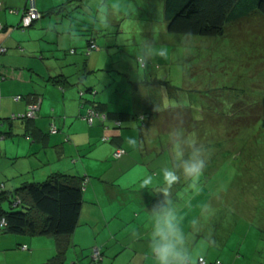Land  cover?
Masks as SVG:
<instances>
[{"label": "crops", "instance_id": "crops-1", "mask_svg": "<svg viewBox=\"0 0 264 264\" xmlns=\"http://www.w3.org/2000/svg\"><path fill=\"white\" fill-rule=\"evenodd\" d=\"M69 1L37 0V8L45 16L23 31L19 27L27 0H0L3 26L0 47L6 49V53L0 54V188L14 191L28 183H41L55 173L86 179L82 223L73 237L74 246L68 251L67 264H91L94 248H99L104 256L94 264H156L151 252V215L164 199L171 202L180 217L184 245L192 256V264H200L202 258L207 264L254 262L260 257L262 237L260 231L251 227L262 215L257 212V199L250 201L251 212L249 209L237 216L225 209L227 200L215 197L218 187L210 188L204 177L193 187V181L179 171L180 180L167 189L168 196L164 197L162 172L172 165L177 169L179 166L175 158L162 160L156 156L177 143H161L162 138L157 140L155 136L151 141L144 136L140 141L147 140L150 148L141 143L142 147L149 148L150 154L157 153L152 159H131L125 155L117 160L116 151L123 149L128 154L124 133L116 129L112 119L106 123L88 122L91 105L82 104L81 93L94 87L86 80L101 70L97 61L85 53L91 39V20L86 18L90 9L72 5L51 15ZM60 76L69 78L70 83L62 87L51 82ZM109 83L113 81L101 78L97 100L107 105L108 112L120 113L110 106L113 102L110 95L117 91L103 90ZM73 87L77 90L73 91ZM142 89L135 94L132 87L129 101L147 104L143 95L147 89ZM119 93L123 96L121 90ZM35 102L41 107L38 117L31 123L11 121L12 136L6 137L11 131L7 120L25 114ZM163 107L166 110L165 104ZM54 126L58 129L56 134H53ZM103 138L110 139L109 144H103ZM132 140L136 141L135 137ZM186 148L183 147L184 152ZM149 178L150 183L145 187L144 182ZM217 211L220 224L232 215L233 226L225 230L217 227ZM226 213H230L228 217L224 216ZM193 220L198 223L193 225ZM259 225L264 230V224ZM219 231H225L224 240H219ZM235 232L244 237L238 254L226 248ZM25 246L28 250L22 249ZM56 254L53 238L0 235V264H47Z\"/></svg>", "mask_w": 264, "mask_h": 264}, {"label": "rangeland", "instance_id": "rangeland-1", "mask_svg": "<svg viewBox=\"0 0 264 264\" xmlns=\"http://www.w3.org/2000/svg\"><path fill=\"white\" fill-rule=\"evenodd\" d=\"M84 5L87 11L90 9L86 18L91 20V38H96L98 45L101 46L90 54L91 58L97 61V67L101 72L91 75L86 81L90 80L94 88L99 90L101 78L106 81L112 80L113 83H109L103 89L109 92L117 91L110 95L113 101L110 104L111 109L130 115L150 111L154 114L156 122L152 123L151 128L147 130L148 133L145 131L144 136L149 140L155 136L162 138L167 144L177 143L179 146H185L186 153L194 146L202 149L200 157L205 162V170L213 168L215 163L222 162L223 157L219 153L218 145H223L224 150L232 151L237 157L240 152L250 156V159L239 167L243 172L239 173L227 191L220 190L225 187L220 186L222 185L220 177L223 171H228L226 164L219 168L214 177L217 180L215 188L219 186V192L215 197L228 201L225 209L232 210L237 216H242V212L246 213L249 209L251 212V199L259 200L264 197L262 190L264 188L259 187L256 192L246 183L257 170L255 167L259 155L264 158V121L260 123L261 127L258 126L255 130L245 129L237 132L236 126L230 124V118L223 115V111L227 105L234 104L231 112L239 114V107L251 105L253 108L258 106L254 110L256 114L259 112L262 114L263 110L264 116V18L251 21L250 27L243 32L231 33L220 40H209L169 34L164 19L163 0H86ZM161 51L164 52L163 56L159 54ZM140 60L146 63L147 69L139 65ZM147 73L156 76L157 79L153 81L166 83L170 88L163 84L162 88L153 86L147 88V94L143 93L144 102L147 101V104L129 101L128 92L137 82H141L140 77ZM145 87L144 85L142 90ZM166 87L168 91L176 89L172 96H178L177 92H180L181 97L179 102L175 101V98L168 100L166 107L172 109L181 107L183 110L190 101L195 112H190L188 117H185V111L183 116L168 118L163 107L165 104L163 89ZM72 90L77 88L73 87ZM120 90L123 96L120 95ZM85 98L93 97L85 93ZM59 116L63 119L65 117L61 113ZM142 125L140 119L132 122L123 120V127L120 130L125 135L123 141L128 150L127 156L146 161L157 153L150 154L147 140L138 141L140 138L137 133ZM109 127L114 128L112 125ZM132 137L136 139L134 144L129 143ZM107 143L109 144V142L103 144ZM141 143L149 148L142 147ZM174 154L176 155V150ZM169 155L172 153L169 154L167 151L156 157L165 160L170 158ZM188 156L185 155V158ZM171 168H174L173 165ZM43 181L45 180L39 182ZM257 206L258 203L256 208ZM257 212H260V209ZM215 214L217 227L225 230L226 227L233 226L230 223L232 215L229 216L230 220L220 224L218 222L220 214L218 211ZM229 214L226 213L224 216L228 217ZM259 231L262 236L259 245L260 257L251 264H264V231ZM225 236V231L221 233L219 231V240H224ZM243 241L241 233L235 232L226 247L227 251L233 250L238 254Z\"/></svg>", "mask_w": 264, "mask_h": 264}, {"label": "trees", "instance_id": "trees-1", "mask_svg": "<svg viewBox=\"0 0 264 264\" xmlns=\"http://www.w3.org/2000/svg\"><path fill=\"white\" fill-rule=\"evenodd\" d=\"M85 1L86 0H70L66 5L61 6L57 10L51 12V15L58 14L59 12L63 11L64 8H66L67 6L72 5H75L77 9L82 7L85 9ZM163 1L165 3L164 19L168 33L174 35H182L189 38H203L209 40L224 39L231 33L245 31L248 27H250L251 21L264 18V0ZM27 6L28 0L25 9L22 12V19L24 12L27 9ZM40 14L41 18L38 21H40L45 16L42 13ZM22 19L19 28L23 31L31 29L38 22L36 21L29 28H24ZM2 29L3 26L0 25V31ZM89 43L90 46H88L85 52L87 56H90L93 51L100 49L94 37L90 39ZM1 49L4 50V52H0L1 55L3 53H6V49L0 47V50ZM72 53H75V51H73ZM139 65H142L147 69L146 63H142V60L139 61ZM150 74L151 73H147L145 76H141V82H137V84L133 86L135 88V94L138 93L139 89H141V87H143L144 85L146 86V89L147 87L162 88V84L170 88V86H168L166 83L160 82L158 80L153 81V79L157 78L156 76L154 77V75ZM51 82L57 86L62 87H65L67 84L70 83L69 78L65 76H60L58 78L51 79ZM167 87L163 90L165 91L164 100L168 118H175L177 116L180 117V115L183 116V113L185 111V117H188V114H190V112H195V108L191 105L190 101L189 105H187V107L185 105L183 110H181V107L174 109L166 107V103L168 100L171 101V99L174 100L175 98V101L179 102V99L181 98L179 95L180 92H177L178 96H172L176 92V89H170V91H168ZM86 93L93 97L92 100H86L84 97L85 92L81 93L82 103L84 105H86L87 103L91 105V108L88 110V122H90V119H92L93 116L98 115L93 119L92 124L96 120H100L106 123L107 121L112 119L114 121L116 129L120 130L123 127V120L132 122L140 119L143 122V125L140 128L139 133L137 134L139 135V138L142 139L144 137L145 131L151 128L152 123L156 122L155 116L151 112H144L139 115L108 112L107 105L102 104L97 100V98L100 96V92L98 90H96L94 87H91ZM20 98H18V100H20ZM234 106V104H232L231 106L227 105V108L223 111V115H225L228 119L230 118V124L232 123V126H236L235 129L237 132H242L245 129L247 131H251L255 130L258 126L261 127L260 123L264 121V116L262 115L263 110L262 114L261 112H259L258 114L254 112V110L258 106L255 108L251 107V105L241 106L238 108L239 114H233L231 112V109L233 110ZM32 107H38L39 110L36 111L33 118H30L28 117V113L31 112ZM40 110L41 107L38 105V103L35 102L29 106V109L25 114L15 117L12 116L9 120H7L9 124L8 130L11 131L7 133L6 137L12 136L11 132L13 128L11 125H13L14 121L21 120L23 122L31 123L38 117ZM91 112L94 115H92ZM52 130L54 132L53 134H56L58 132V129L55 126ZM1 139L2 136H0V140ZM102 142H110V139L103 138ZM160 142L163 143V140ZM162 146L163 144H161V148ZM176 146L179 145L176 144ZM176 146H171L169 150V154L172 153V156L169 155L171 160L173 158L177 159L176 155L174 154ZM212 146L215 147V145ZM222 146H217L219 147V153H221L223 157L222 162L215 163L213 165V168L209 167L208 170L204 169L202 177L206 179V184L210 188H215V183L217 182V180L214 176H216V173L218 172L219 168L222 165L226 164V168L228 169V171H223L220 177V180L222 181V185L220 186L225 187L224 189L220 190L227 191L229 188L232 187L239 173L241 171L243 172V170H239V167L243 165L244 161L250 159V156H247L240 152L237 157L236 154H232V151L224 150ZM194 149H197V147L191 148L190 152L194 151ZM124 152L125 153L122 157L127 155L126 150H124ZM184 154L187 155L188 153L184 152ZM257 160L258 163L255 162V168H257L256 172L250 180H246V183H248L251 187L250 189H254V191L256 192L259 190V187L264 188V158L259 155ZM212 161L215 160L212 159ZM175 163L178 167V161H175ZM239 177L241 179L242 176ZM242 180H244L243 177ZM224 181H228L229 183L223 184ZM86 185L87 183L85 178L55 173L48 177V179L43 181L42 183H28L14 191H6L4 187L0 188V221L2 219H6L7 222V226L5 227L3 232L0 233V235L5 234L15 236H27L31 238H53L56 241L57 254L52 259H50L47 264H67L68 251L70 247L74 246L72 244L73 237L82 223ZM217 187L219 188L218 185ZM257 202V209H260V213L262 214L257 217V221L255 223V226L258 228L255 229L259 231L263 229L260 227L259 224H264V197L259 198ZM95 249H98L100 252L98 260L94 259L93 254L95 253ZM103 257V253L100 251V249L94 248L92 250L91 264L99 262L100 260L102 261Z\"/></svg>", "mask_w": 264, "mask_h": 264}, {"label": "clouds", "instance_id": "clouds-1", "mask_svg": "<svg viewBox=\"0 0 264 264\" xmlns=\"http://www.w3.org/2000/svg\"><path fill=\"white\" fill-rule=\"evenodd\" d=\"M161 56L164 52L159 53ZM129 143L134 144L135 140L130 139ZM176 158L179 163V169L166 168L162 172L164 197L168 196L167 189H170L180 180L178 171L183 176L193 181V187L203 174L205 162L200 157L199 149H195L187 158L183 148L176 146ZM150 183V178L145 180L144 185ZM153 221V239L151 243V252L156 264H192V256L184 245V233L181 228V220L171 202L167 199L161 201L154 209L152 215ZM193 225L197 220H193Z\"/></svg>", "mask_w": 264, "mask_h": 264}, {"label": "built area", "instance_id": "built-area-1", "mask_svg": "<svg viewBox=\"0 0 264 264\" xmlns=\"http://www.w3.org/2000/svg\"><path fill=\"white\" fill-rule=\"evenodd\" d=\"M40 18H41V14L39 13V10L37 8V0H28V6H27L26 11L24 12L23 19H22L23 27L24 28L31 27L33 23L38 21ZM0 52H4V50L1 49ZM37 110H38V107H32L31 112L28 113V117L33 118ZM92 115L94 114L92 113ZM96 116H93L92 119H90L91 123L93 122V119ZM124 153H125L124 150H118L115 153V158L117 159L121 158L124 155ZM6 226H7L6 219H2L0 221V233L3 232ZM23 249L27 250V247H24ZM99 255H100L99 250L95 249L94 259L98 260ZM200 264H206V261L204 259H201Z\"/></svg>", "mask_w": 264, "mask_h": 264}, {"label": "bare ground", "instance_id": "bare-ground-1", "mask_svg": "<svg viewBox=\"0 0 264 264\" xmlns=\"http://www.w3.org/2000/svg\"><path fill=\"white\" fill-rule=\"evenodd\" d=\"M39 110V109H38ZM94 253V252H93ZM94 255V254H93Z\"/></svg>", "mask_w": 264, "mask_h": 264}]
</instances>
